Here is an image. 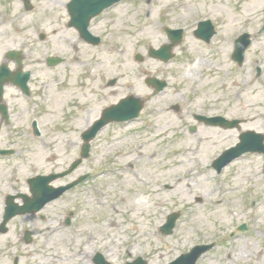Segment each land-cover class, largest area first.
Here are the masks:
<instances>
[{"label": "rangeland", "instance_id": "1", "mask_svg": "<svg viewBox=\"0 0 264 264\" xmlns=\"http://www.w3.org/2000/svg\"><path fill=\"white\" fill-rule=\"evenodd\" d=\"M58 1L33 0L30 12L19 1L0 3V62L7 50H28L26 65L35 71L38 84L57 81L35 102L44 113L37 121L39 139L26 135L30 123H0V148L16 138L21 152L0 162L10 169L0 177V217L4 196L25 193V179L32 173H61L78 158L81 135L103 109L123 97H150L153 89L146 80L151 78L166 81L168 88L147 103L140 120L105 128L93 144L92 157L52 184L90 174L42 212L45 221L33 218L24 224L18 219L10 233L0 236V264H13L18 257L19 264H93L97 253L111 264L137 257L148 264H169L201 244L215 248L198 264H264V158L247 156L221 174L211 168L213 160L238 143L240 133H264V37L254 43L244 66L231 60V38L238 29L244 31L250 21L256 31L264 24V0H134L114 11L117 19L108 24L111 41L93 53H80L84 64L73 61L67 45L65 63L49 71L45 58L63 55L62 44L70 35ZM208 18L224 36L205 47L192 32ZM165 26L188 31L167 65L148 56L149 48L165 43ZM42 32L48 36L44 41L39 39ZM90 62H95L93 75L104 79H82ZM112 79L118 84L103 88ZM77 101L80 112L73 109ZM171 104L179 107L178 114L173 109L163 113ZM155 105L160 111L151 117L148 106ZM206 107L229 120L246 121L240 133L198 125L191 113ZM74 112L79 118H72ZM11 169L16 171L13 181ZM140 196L149 198L147 206L135 203ZM69 212L74 213L72 225L65 227ZM172 213L181 216L173 235L165 237L160 228ZM242 225L248 228L244 233L238 232ZM24 228L34 234L30 245L23 241Z\"/></svg>", "mask_w": 264, "mask_h": 264}, {"label": "flooded vegetation", "instance_id": "2", "mask_svg": "<svg viewBox=\"0 0 264 264\" xmlns=\"http://www.w3.org/2000/svg\"><path fill=\"white\" fill-rule=\"evenodd\" d=\"M16 1H19L21 3V7L24 11H30V10L35 9L33 0H8V1L7 0H0V3L4 2L3 5L9 6V5L14 4ZM129 1L130 0H120L118 3L116 2L111 7L105 9L101 15L87 20L88 16H89V11L92 8L100 6L101 3H96V2H93L91 0H59L58 4L62 5L63 10L65 11V14H64V18L66 21L65 29L69 30L70 35H68V37L65 39V43L62 44V46H65V52L63 55L47 56L45 58V67L47 68V70L53 71L56 69V67H52L49 65L48 60L50 58H54V57L60 58V59H62L61 63L62 64L65 63L66 60L64 58H62V56L67 55L66 54V50H68L66 48L67 45H69L72 48V52L74 53L75 60H73V61L78 62L80 59V56H79L80 53H83V54H86V52L87 53H89V52L93 53L102 44H104V43L106 44L109 41H111L108 38V36H109L108 24H111L112 22H114L117 19V16L113 15L114 11H118L119 8H122V6H126L129 3L134 2V0H131V2H129ZM72 20L74 21V23H76L75 26H78V27L71 25ZM86 22H88V24H89L88 25V32L82 34V32H83L82 31V29H83L82 25L83 24L85 25ZM252 23L253 22L250 21L249 25H245L244 30L246 32L251 33L253 36L255 35V39L252 41V45H253L254 42H260L261 39L264 37V32H261L262 26L264 24H262V26L259 28V30L256 31L254 29V25ZM194 31L195 30H193V32H192L193 35H194ZM214 32L215 33L212 36L210 43H205V42L200 41V40H198V41H200L203 44V46L206 47L208 45H211L214 42V40H216L220 36H224L223 31L220 28L218 29L217 25H214ZM240 32H241V29L239 28L237 33L234 35V37L231 38V44L232 45L234 44V41L240 36ZM186 33H185V38L187 37ZM53 35H55V34H53ZM47 37H46V35L40 36V38L42 40H45ZM49 37L52 38V36H49ZM26 39L28 40V37H26ZM97 41H98V43H97ZM80 47H83V49H81ZM63 49H64V47H63ZM18 51H22V50H18ZM183 51H184V49H183ZM9 52H10V50H7L4 53L3 60H2V62H0V67L2 65L6 64L8 72H9L8 75L0 77V79L3 80V91L1 94V98H0V123L6 124V125H9L12 123H17L20 121L30 123V126H29L30 130H28V133H26V135L30 136L33 139L40 138L41 133L34 131L33 123L37 122L38 120H42L44 113L39 109L38 106H35L36 105L35 102H37V100L40 98V96L41 97L43 96L42 93H45V91L47 90V86H51V83L55 84L56 82H55L54 78L52 77L53 78L52 79L50 76V78L52 79L51 83L44 82V83L40 84L41 86L38 84L37 77L35 76V71L30 69V67H27V65H26V63L29 62V59H31V57H30V53H32L31 51H25V52L22 51L24 54L23 56H21L22 66H18V60L17 59L9 57ZM37 61L41 63V60H37ZM32 62H36V61H32ZM85 62L86 61H83L81 63L79 61V63H81V64H84ZM90 65H92V68L88 69L87 71L84 72V76H82V79L88 80L92 83H96L97 78L104 79L102 77V75H99L97 77L93 75V73L95 72V67H94L95 62L94 63L90 62ZM26 73H29V77H28L27 81H26ZM50 74H51V72H50ZM91 75H93V77ZM117 84H118V80L116 79L115 83H108L105 86L103 85V88L114 87ZM41 87H44L42 92L40 91ZM37 88H38V90H37ZM93 95L96 96V94H93ZM123 98H125V97H123ZM123 98H121L118 102H120ZM79 103L80 102L77 101V103L75 104L76 106L73 107V109H75V108L79 109V110H76L75 112L81 111L80 107H78ZM117 103H115V104H117ZM173 106L172 105L168 106V107L166 106L163 110V113H166L169 115L170 112H172ZM34 107H37V109L35 110ZM107 108L108 107H106L105 109H107ZM105 109H103L101 111L100 116L102 115V112ZM146 109H147V107L144 106L143 110L140 113L138 120H140L143 117L144 113L146 112ZM148 109H149L148 115L151 117L156 116L157 113L160 111V107L156 106V105L151 106V107L148 106ZM212 110H214V109L206 107V109L202 110V113H194L193 112V113H191V116H192L193 120L198 123V125H202V126H205L207 128H218V129L224 130L225 129L224 125H222V123H217L216 120L211 121V122L210 121L207 122L205 120L198 119V117H204L207 119H216V118H221V117L224 118L223 115H219L216 113L213 114ZM173 111H174V109H173ZM75 112L72 114V118L77 119V118H79V114H77ZM174 112L176 113V111H174ZM100 116H99V118H100ZM97 120H95V121H97ZM231 120H236L238 122L241 121L239 128L236 129V131H238L240 133L241 125L243 123H245L246 121H242V120L237 119V118H232ZM122 125H125V124H111L108 127H121ZM195 131H196V128L194 129V132ZM16 146H17L16 138H14V139H12V142L10 141V143L8 144L7 147L0 148V151L4 152V153L0 152V162L1 161L6 162V161H10L11 159H15L17 154L21 153L18 149L15 148ZM81 149H82V147H78L79 153L81 152ZM1 165L2 164H0V177L2 176L1 174H3V173L7 174V172L10 171V169L9 170L7 169L8 166H6V168H5V167H2ZM54 173L55 172H52V173L47 174V175H53ZM32 177H33V173L31 174L30 177L25 179V188H26L25 193L17 192L15 194H8L6 196L8 197L9 195H14L15 197H18V198L21 196H29L31 193V186H30L29 181L32 179ZM9 178L12 181L17 179L15 170L11 169V172L9 174ZM79 178H80V176L77 179H79ZM59 186H63V185H59ZM36 217L41 221H45V219H46L45 217L38 216V215ZM9 247H11V246L9 245Z\"/></svg>", "mask_w": 264, "mask_h": 264}, {"label": "water", "instance_id": "3", "mask_svg": "<svg viewBox=\"0 0 264 264\" xmlns=\"http://www.w3.org/2000/svg\"><path fill=\"white\" fill-rule=\"evenodd\" d=\"M97 13H100V10H98ZM166 32H167L170 40L172 41V30H166ZM197 34H200V32H197ZM245 46H244V48H240V51L237 49L236 52H235V55H234V59L237 60L240 64L243 62V59H244ZM171 51H172V44L164 46L158 51L152 49L150 51V56L154 57V58H158V59H160V60H162L164 62H168L170 59H172ZM156 83H160V82L156 81ZM0 84H2V82ZM160 84H161V86H160L159 89H162L165 86V84L164 83H160ZM130 104H131V102L127 101V102L123 103L122 107H120L118 109H114V110H110V111L105 112L103 119L99 123H97L96 126L92 130L94 132H95V130L97 131L100 127H102L106 123H108L109 119H111L112 117L117 119L115 117V114L118 113L119 110L121 111L122 109H124V106H125V108H128ZM121 113H123V114L125 113L126 114V113H128V111L123 110L122 112H119V114H121ZM122 118H124V117H122ZM89 136L90 135L85 136V140L86 141L90 140ZM249 138H257V137L254 136V135H248V136L243 137V143L237 149H232L229 152H227L222 159H224L225 156H228V157H230L229 159H232L236 155L237 156L238 155H242V154H244L247 151H257V150H259L258 147L260 145H262V143H261L262 140L260 139V141H259V139H258L257 140L258 142H255V141L249 140ZM87 150H88V145L85 148L86 156H87ZM223 165L217 166L219 171L223 167ZM38 181H41L43 183V184H41L42 190L34 191V195H35L34 200L31 201V202L29 201L28 204H26L24 207L21 208L20 212H18V210H17L18 207L16 205L9 204V207L7 209L8 214H7L6 218H5V222L8 221L9 219H11L12 217L16 216V215H22V214L32 213V212L33 213L39 212L42 209V207L47 203V201H51V200L56 199L64 191H66L67 189L70 188V187H68V188H65V189H61L59 191L60 192L59 194H55L53 196H50L49 194H51V193L53 194L54 191L52 192L51 190H49V188L47 189L46 186L48 185V182H50L51 180L44 179V178H39V179L36 180V182H38ZM36 182H32V184L34 185V184H36ZM176 220H177V216H172V217L169 218L167 225L164 226V228H163L165 234H171V230H172V228H174ZM210 248L211 247H197L191 252V254H189L187 256H184L183 258H181L175 264H183V262H186V260H190L189 264H196V261L198 260V258L204 252L209 250ZM96 264H108V263L102 261L100 256H97ZM132 264H146V262H144L142 259H139L136 263H132Z\"/></svg>", "mask_w": 264, "mask_h": 264}, {"label": "clouds", "instance_id": "4", "mask_svg": "<svg viewBox=\"0 0 264 264\" xmlns=\"http://www.w3.org/2000/svg\"><path fill=\"white\" fill-rule=\"evenodd\" d=\"M149 202V198L146 196H140L136 199L135 203L140 206V205H144L147 206Z\"/></svg>", "mask_w": 264, "mask_h": 264}, {"label": "bare ground", "instance_id": "5", "mask_svg": "<svg viewBox=\"0 0 264 264\" xmlns=\"http://www.w3.org/2000/svg\"><path fill=\"white\" fill-rule=\"evenodd\" d=\"M200 63H198V65H199Z\"/></svg>", "mask_w": 264, "mask_h": 264}]
</instances>
